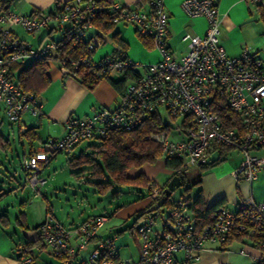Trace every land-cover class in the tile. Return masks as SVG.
I'll list each match as a JSON object with an SVG mask.
<instances>
[{"label":"built area","instance_id":"obj_1","mask_svg":"<svg viewBox=\"0 0 264 264\" xmlns=\"http://www.w3.org/2000/svg\"><path fill=\"white\" fill-rule=\"evenodd\" d=\"M101 6L110 12L112 24L134 26L136 34L159 52V60L137 64L112 41L111 54L96 60L94 53L106 41L101 31L89 39L88 54L76 58L62 55L67 42L76 47L93 29L91 21ZM149 6L143 11L118 0H74L57 4L48 12L18 15L11 10L10 0H0V103L11 123L19 124L23 115L38 116L41 111L39 96L25 91L15 80L12 67L26 60L54 62L63 77L84 69L104 78L127 76L130 82L116 108H99L85 118H69L62 138L47 140L24 160L34 190H38V183L46 182L39 178L41 164L55 154L71 155L83 142L104 138L109 131H130L150 115L161 116L160 109L177 121L149 136L160 146L162 157L182 158L185 168L200 167L214 148L232 149L242 155L234 177L242 176L249 184L263 168L264 155L254 151L264 150V60L246 48L238 56L226 52L219 41L215 0H183L184 13L191 18L204 17L207 28L202 36H184L189 49L177 61L167 45L168 18L163 1L149 0ZM16 27L36 36L38 44L20 38ZM42 32L47 33L41 37ZM55 33L59 40L52 39ZM149 188L153 205L139 215L135 225L139 245L136 261L120 259L114 238H98L109 219L105 214L65 227L47 212L38 238L59 264H189L199 259L205 243L222 246L231 237L247 236L256 244L255 240L264 236V202H255L250 195L235 211L215 207L211 222L199 227L190 194L185 192L178 200L164 204L161 187ZM19 264H33V258L22 256ZM252 264H264V255Z\"/></svg>","mask_w":264,"mask_h":264},{"label":"crops","instance_id":"obj_2","mask_svg":"<svg viewBox=\"0 0 264 264\" xmlns=\"http://www.w3.org/2000/svg\"><path fill=\"white\" fill-rule=\"evenodd\" d=\"M73 1L74 0H10L11 10L18 15H31L36 11L48 12L55 8L57 4ZM118 1L126 6L138 8L143 11H148L150 9L148 0ZM162 1L164 12L168 18L166 32L167 45L175 60L179 61L189 49V40H183L184 36L186 34L190 36L204 35L207 22L204 17L191 18L187 16L181 7L183 0ZM215 2L220 18L219 41L226 52L230 56H238L241 51L246 48L255 51L258 56L264 60V55H260L259 50L255 49L256 46L251 42L247 33V29H249L255 21H261L260 15L261 10H264V0H215ZM127 26L128 25L125 24H117L114 26L113 33H117L120 39L126 44L128 57L130 58L128 49L131 43L142 55H144V64L158 61L160 58L159 52L155 50L149 40L140 38L135 30L134 34L137 38L123 35V30ZM92 30L97 32L94 27ZM14 31L20 38L28 40L26 37L19 34V27L14 28ZM42 35H44V32H42ZM111 36L112 33L105 34L106 41L110 39L111 42ZM38 42L39 40L36 38L35 43L38 44ZM49 76L51 79L50 83L38 95L41 104L40 114L34 116L32 122L23 118V115L19 123L20 133L28 128H35L36 131V139L31 145L27 140H25V146L22 144L21 159L24 160L29 155L37 152L41 145L47 140L62 138L66 133L65 123L69 118H85L92 110L99 108L114 109L120 100L119 93L106 80H102L95 89L88 90L75 79L63 77L59 72H52L51 75L49 73ZM1 139H3V137ZM1 147H6V144L4 146L1 145ZM78 147L79 146L73 150L71 155L76 153ZM10 151L12 152V150ZM211 152L213 153V150ZM254 154L262 156L264 155V150H256ZM221 158L224 161L218 165L204 172L198 167L199 172L189 177V186L193 191V193L192 191L189 192L191 194L190 196L195 198L197 195H200L205 208L224 206L231 211H235L237 205L249 195L255 202H264V166L258 172L256 179L249 184L242 176H239L238 179L234 177V171L240 166L242 161V155L239 152L227 149ZM50 161L41 165H47ZM163 167L164 172H166L168 176H171V171L165 168L164 162ZM144 170H142V168L139 170H131L135 172L132 176L144 171L143 173L152 180L155 185L158 187L164 186L159 184L156 178L160 172L159 170ZM150 205L151 200L147 197V201L144 205L134 206L132 211L123 212V216L128 217L134 211L139 215L140 212L146 210V208L148 209ZM45 212L47 213L46 209ZM53 216L55 217L54 214ZM10 224L11 221L9 218L8 228L0 223V264H19L20 258L25 256L20 253V250L23 248L22 244L25 242H36L38 231H36L35 228L41 225L39 224L30 228L25 222L23 223L24 227L15 224L20 229V231H18L19 235H17L16 232H11L9 230ZM105 225L100 229L99 233L103 230ZM99 233L98 238L103 239L99 236ZM120 233L122 232L117 234ZM236 237L238 236L231 237L228 242L222 246L215 243H205L199 259L189 264H252L255 258L264 255V253L254 247L251 238L247 236H242L241 238ZM234 243H238L241 247L238 249V254L241 255L240 258H238L236 256L237 253L232 250V245ZM40 244L42 245L41 242ZM138 246L137 239V254ZM92 248V245L89 246L87 252ZM44 253L48 254L44 246L42 245L41 247L39 243H36V246L32 247L29 255L33 258V264H48L43 260L42 256ZM133 261L135 260H133L132 257L126 260V262Z\"/></svg>","mask_w":264,"mask_h":264},{"label":"rangeland","instance_id":"obj_3","mask_svg":"<svg viewBox=\"0 0 264 264\" xmlns=\"http://www.w3.org/2000/svg\"><path fill=\"white\" fill-rule=\"evenodd\" d=\"M134 26L128 25L123 30V35L137 36L134 34ZM248 36L252 43L255 44V49L259 50L260 55H264V23L262 21H255L254 24L247 29ZM19 34L26 37L27 41L36 45V36L26 32L19 27ZM96 32L90 30L86 33L85 38L88 39ZM131 34V35H130ZM52 39L59 40V34L52 35ZM33 41V42H32ZM113 44L108 41L104 42L94 53V59L111 54ZM156 50V49H155ZM154 51V50H153ZM157 51V50H156ZM107 52V53H106ZM158 52V51H157ZM255 52V51H253ZM128 54L130 59L137 64H144L145 59L133 44L130 43ZM258 55V54H257ZM31 60L22 62V66H27ZM156 62V61H155ZM153 62V63H155ZM151 64V63H149ZM59 72L58 65L54 62L50 64L49 73ZM130 82H127V86ZM2 104L0 103V136L3 140L9 142V147H1L0 145V193L5 194V197L0 202V214L6 212L7 217L11 221L9 230L16 232L19 235L20 229L14 224L16 219L25 222L30 228L42 224L46 217L45 209L48 206L52 214L65 227L71 224L77 225L85 219L105 214L108 216L105 227L99 233L102 238H114V246L120 254V259L126 261L132 257L133 260L138 259L136 240L138 236L135 231V222L137 213L134 211L130 216H123V212L132 211L134 206H142L147 201L149 192L141 189L135 190L129 186H113L105 193L97 192L96 187L88 182L87 167H70L67 163L72 155L59 153L55 159L50 161L47 165L42 167L39 175L40 179H44L45 184H37V191L31 187L28 177L21 168L22 144L25 146V139L20 138V130L18 123H11L2 112ZM162 121L165 124L174 125L177 121L172 120L164 109H160ZM23 118L32 122L34 116L24 115ZM99 140H87L79 145L75 154L83 151L88 145H98ZM7 144V143H5ZM3 144V146L5 145ZM26 148V147H25ZM12 150V152L10 151ZM160 171L157 175L159 184L164 183L170 178L164 172L163 160H158L153 165H146L142 170ZM145 171V170H144ZM199 172L197 166L187 165L185 175L187 178ZM157 186V185H156ZM154 187V186H153ZM157 188H160L157 186ZM192 191L191 187L189 186ZM185 186L175 190L171 196L170 201H176L185 193ZM113 193H118L117 197H112ZM193 193V191H192ZM191 195V194H190ZM136 206V207H137ZM8 228V224L6 225ZM122 232L120 234H117ZM238 243L232 245V250L240 258ZM86 256V254H84ZM48 264H59L58 261L44 253L42 256Z\"/></svg>","mask_w":264,"mask_h":264},{"label":"trees","instance_id":"obj_4","mask_svg":"<svg viewBox=\"0 0 264 264\" xmlns=\"http://www.w3.org/2000/svg\"><path fill=\"white\" fill-rule=\"evenodd\" d=\"M101 7L103 8L99 10L94 19L91 21L94 29L105 34L112 33V42L126 51V44L120 39L117 33H113L115 25L112 24L110 20V12L107 8H104V6ZM260 20L264 23L263 9L261 10ZM46 33L47 32H44V35ZM44 35L41 33V37ZM91 36L88 39L84 37L82 42L79 45H76V47H73L67 42L62 47L61 54L68 58H76L80 55L88 54L89 51L87 50V45ZM142 39L146 40L144 38ZM31 61L32 62L27 66H22L21 63L19 65H14L12 68L16 71L15 80L22 85L23 89L27 92L39 95L51 81L49 76L50 62L47 60ZM71 78L75 79L79 84L88 90L95 89L102 80H106L115 88L119 95H121L127 83V76L120 78H104L99 75V73H93L84 69L75 70L71 75ZM165 126L166 125L162 121L161 116L157 114L150 115L138 127L130 131H109L104 138L97 139L99 140L98 145H88L78 154H72V157L67 160V163L70 167H87L88 176L90 177L88 182L96 187L97 192L102 194L107 192L113 186H129L139 191L141 189L147 190L150 195L149 186L152 185L157 187L155 183L143 173L144 171L132 176L135 172L131 170H139L145 165H153L158 160L162 159L165 168L171 171L170 178L172 176H178L182 181L183 186H185L184 192L187 193L189 191L190 180L184 173L186 168L184 167L183 159L174 156L162 157L160 146L149 137L151 134L164 129ZM35 133V128H28L24 132L20 133V138H24L31 145V143L36 139ZM1 138L2 137L0 136V145L7 143L6 148H8L10 145L9 142ZM226 150L227 149L220 147L214 148L213 152H218L220 154V160L210 166H200L202 172L224 161L221 156L224 155ZM211 153L212 152H210V154ZM57 155L58 154H55L51 160L55 159ZM23 162L24 159H21L20 165L27 176L28 173L23 166ZM166 183L163 187H161V195L164 198V204H171L174 201H170V197H166L163 194V189ZM117 196L118 193L112 194V197L114 198ZM4 197L5 194L0 193V202ZM152 205L153 204L151 203L150 207ZM214 208L215 207L205 208L200 195H197V197L194 198L193 212L199 227H204L211 222V215ZM46 211L50 212V208L48 206L46 207ZM144 211L140 212L139 215ZM139 215H137L135 223H137ZM0 223L5 226L8 224L6 212L0 214ZM14 224L22 225L24 227L23 222L19 219H16ZM39 226L35 228L36 231H38ZM241 237L242 236H238L236 238ZM255 242L256 244H253L254 247L264 253V236L255 240ZM36 243H39V246L42 247L39 238H37L34 243H23V248L20 250L21 255L29 256L32 247L36 246Z\"/></svg>","mask_w":264,"mask_h":264},{"label":"water","instance_id":"obj_5","mask_svg":"<svg viewBox=\"0 0 264 264\" xmlns=\"http://www.w3.org/2000/svg\"><path fill=\"white\" fill-rule=\"evenodd\" d=\"M220 160V154L218 152H213L211 153L208 158L206 159V164L207 166L213 165L217 162H219ZM183 186L182 181L180 180V178L178 176H172L168 182L166 183L164 189H163V194L166 197H170L171 194L179 189L180 187Z\"/></svg>","mask_w":264,"mask_h":264}]
</instances>
